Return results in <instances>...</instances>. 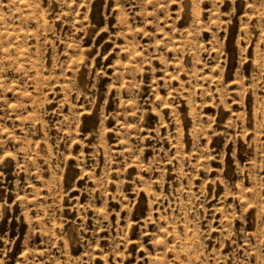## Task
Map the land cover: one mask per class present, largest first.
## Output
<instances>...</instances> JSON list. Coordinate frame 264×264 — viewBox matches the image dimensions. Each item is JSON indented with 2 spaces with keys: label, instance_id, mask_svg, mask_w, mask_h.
Here are the masks:
<instances>
[{
  "label": "rangeland",
  "instance_id": "374dc122",
  "mask_svg": "<svg viewBox=\"0 0 264 264\" xmlns=\"http://www.w3.org/2000/svg\"><path fill=\"white\" fill-rule=\"evenodd\" d=\"M0 264H264V0H0Z\"/></svg>",
  "mask_w": 264,
  "mask_h": 264
}]
</instances>
